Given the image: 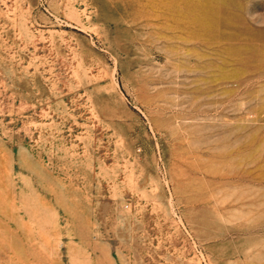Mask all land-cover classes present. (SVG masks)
<instances>
[{
	"label": "rangeland",
	"instance_id": "374dc122",
	"mask_svg": "<svg viewBox=\"0 0 264 264\" xmlns=\"http://www.w3.org/2000/svg\"><path fill=\"white\" fill-rule=\"evenodd\" d=\"M0 264H264V0H0Z\"/></svg>",
	"mask_w": 264,
	"mask_h": 264
}]
</instances>
